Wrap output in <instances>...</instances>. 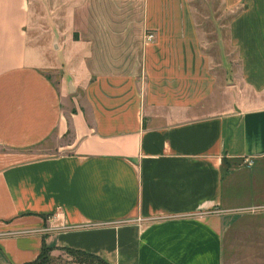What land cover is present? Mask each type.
I'll return each mask as SVG.
<instances>
[{
  "label": "crops",
  "instance_id": "crops-1",
  "mask_svg": "<svg viewBox=\"0 0 264 264\" xmlns=\"http://www.w3.org/2000/svg\"><path fill=\"white\" fill-rule=\"evenodd\" d=\"M154 2L76 0L51 51L31 42L29 0H0V264L44 245L110 264H264V0H225L240 69L231 104L203 116L179 88L162 102L139 87L166 63L162 41L197 38L183 1ZM67 135L62 153L18 159Z\"/></svg>",
  "mask_w": 264,
  "mask_h": 264
},
{
  "label": "rangeland",
  "instance_id": "rangeland-1",
  "mask_svg": "<svg viewBox=\"0 0 264 264\" xmlns=\"http://www.w3.org/2000/svg\"><path fill=\"white\" fill-rule=\"evenodd\" d=\"M76 0H29L31 8V24H30V39L33 44L48 45L51 51L58 49L60 42H65L72 37L73 29L71 27V10ZM184 2V7L192 10L197 23V38L192 47L184 46V48H172L170 42L162 41L164 44L163 56L165 57L161 68L157 67L151 71V75H144L139 82V87L143 94L145 88L152 90L154 97L157 100L165 102L169 99L165 93L170 91V87L179 88V94L174 92L176 100H184L186 104L193 105V116L206 115L209 110L208 102L213 106L219 107L227 103L231 104L233 92L229 90L237 80V72L240 69V61L238 49L233 45L230 37V23L233 18V12L226 7L225 0H179ZM165 8L175 6L176 0H162ZM156 4V0L154 2ZM158 3L163 7L158 0ZM173 4V5H172ZM156 24L155 20H152ZM150 24V27L154 26ZM148 34L152 37L147 43L154 45L157 41V30L149 28ZM151 46V47H152ZM155 54L160 53L161 49L156 48ZM155 50L152 51V53ZM174 51L175 55H172ZM180 54L179 56H177ZM196 58L199 63H191V57ZM176 58L182 60V68L177 70L178 64L167 58ZM168 61V63H167ZM61 73L51 75L54 82H58ZM211 77V80L209 81ZM213 87L216 92L208 98H199L195 103V96H199L196 92L199 89L207 86ZM148 83V84H147ZM175 91V90H174ZM206 92V91H205ZM78 103H83V90L79 89ZM212 99V100H211ZM194 103V104H193ZM208 104V105H207ZM224 107V106H223ZM71 141V136H66L64 139L56 140L51 138L32 149L25 152V155L18 156V159L37 158L51 154H58L65 151L67 142ZM5 149L0 147V151ZM8 159L3 163H11L16 160ZM74 255L70 252L58 251L50 252L48 256L49 264H81L77 261Z\"/></svg>",
  "mask_w": 264,
  "mask_h": 264
},
{
  "label": "trees",
  "instance_id": "trees-1",
  "mask_svg": "<svg viewBox=\"0 0 264 264\" xmlns=\"http://www.w3.org/2000/svg\"><path fill=\"white\" fill-rule=\"evenodd\" d=\"M66 251L72 253L74 255L73 257H75L81 264H110L102 257L92 253L73 249H66ZM50 252L51 249L44 245L41 253L35 260L23 264H49L47 261L49 260L48 256L50 255Z\"/></svg>",
  "mask_w": 264,
  "mask_h": 264
},
{
  "label": "built area",
  "instance_id": "built-area-1",
  "mask_svg": "<svg viewBox=\"0 0 264 264\" xmlns=\"http://www.w3.org/2000/svg\"><path fill=\"white\" fill-rule=\"evenodd\" d=\"M151 37H152V35L146 33V35H145V40L148 41Z\"/></svg>",
  "mask_w": 264,
  "mask_h": 264
}]
</instances>
